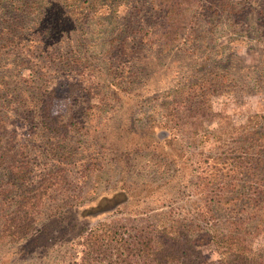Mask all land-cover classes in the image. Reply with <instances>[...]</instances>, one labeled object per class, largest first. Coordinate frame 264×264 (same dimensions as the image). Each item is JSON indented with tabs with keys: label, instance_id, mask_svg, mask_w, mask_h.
<instances>
[{
	"label": "rangeland",
	"instance_id": "obj_1",
	"mask_svg": "<svg viewBox=\"0 0 264 264\" xmlns=\"http://www.w3.org/2000/svg\"><path fill=\"white\" fill-rule=\"evenodd\" d=\"M90 1L0 0V113L21 162L0 168V264H77L88 230L194 214L199 166L214 150L175 119L189 93H208L238 130L264 115V0ZM173 1L182 23L167 36ZM201 78L213 81L200 88ZM201 125L212 135L218 120ZM45 185L32 235L3 237ZM254 248L264 249L263 236Z\"/></svg>",
	"mask_w": 264,
	"mask_h": 264
},
{
	"label": "trees",
	"instance_id": "obj_2",
	"mask_svg": "<svg viewBox=\"0 0 264 264\" xmlns=\"http://www.w3.org/2000/svg\"><path fill=\"white\" fill-rule=\"evenodd\" d=\"M101 2L104 0H91L90 6ZM180 5L173 1L166 7L167 36L176 33L182 23L177 18L181 15ZM224 78L230 81L229 75ZM201 79L200 88L213 81ZM210 88L217 87L212 84ZM203 95L196 99L189 93L186 111L177 112L179 117H175L182 123L189 120L185 137H204L207 142H211L209 137L212 139L214 153L203 159L207 166H199L200 176L195 179L200 207L191 216L171 215L165 222L147 220L140 226L119 222L88 230L81 237L77 264H213L203 252L205 238L219 252L216 264H264V249L259 253L254 248L255 240L264 237V115L252 116L248 125L238 130L229 120L225 122L229 116L214 111L208 93ZM214 120H218V128L212 135L204 134L201 124ZM7 125L0 113V168L17 171L21 162ZM49 125L60 131L55 116L50 115ZM165 135L164 140L168 138ZM219 144L221 150L215 152L214 146ZM48 194L49 186L45 185L27 197L5 224L2 236L22 241L32 235L39 208ZM226 205L227 219L221 223L218 215Z\"/></svg>",
	"mask_w": 264,
	"mask_h": 264
}]
</instances>
